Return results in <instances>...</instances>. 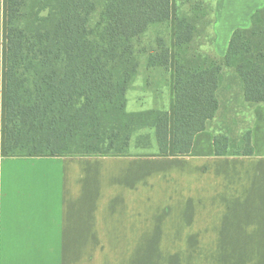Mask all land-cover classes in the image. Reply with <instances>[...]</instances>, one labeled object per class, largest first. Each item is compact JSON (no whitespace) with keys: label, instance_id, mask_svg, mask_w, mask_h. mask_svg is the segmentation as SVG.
<instances>
[{"label":"trees","instance_id":"16d2710c","mask_svg":"<svg viewBox=\"0 0 264 264\" xmlns=\"http://www.w3.org/2000/svg\"><path fill=\"white\" fill-rule=\"evenodd\" d=\"M214 11L204 0L178 1L174 155H188L193 137L208 129L224 68L240 80L245 103L264 104V8L232 33L223 58L192 47ZM169 19L170 0H6L5 154H168V112L157 100L167 86ZM138 76L153 107L132 112L128 94ZM213 150L251 156L250 129L237 142L214 134Z\"/></svg>","mask_w":264,"mask_h":264},{"label":"crops","instance_id":"0c3cea01","mask_svg":"<svg viewBox=\"0 0 264 264\" xmlns=\"http://www.w3.org/2000/svg\"><path fill=\"white\" fill-rule=\"evenodd\" d=\"M178 1L170 0L167 86L157 100L168 112V154L6 155L0 94V264H264V104L252 109L251 156L215 157L208 129L188 155L172 152ZM204 1L215 10L209 51L218 58L264 8ZM142 83L138 76L134 87ZM152 107L153 99L133 111Z\"/></svg>","mask_w":264,"mask_h":264},{"label":"rangeland","instance_id":"374dc122","mask_svg":"<svg viewBox=\"0 0 264 264\" xmlns=\"http://www.w3.org/2000/svg\"><path fill=\"white\" fill-rule=\"evenodd\" d=\"M212 5V3H211ZM213 6V5H212ZM192 45L194 49L201 53L211 55L210 48L212 47L211 38L213 36L211 26L207 30L199 33ZM5 52V32H1V54ZM215 55V54H214ZM143 79V76H140ZM139 83V82H138ZM137 83V84H138ZM1 97L4 95L5 86V61L1 59ZM136 84V85H137ZM129 93L128 111H133L135 108L147 107L152 101V96L147 93H140L138 87H133ZM218 101V110L214 118L208 123V130L214 134H222L228 137L229 140L237 142L250 129L253 120V106L247 104L243 100L242 84L235 75L234 71L228 68L222 70L221 80L216 92ZM4 102V101H3ZM130 155H149L157 156V154H130ZM109 157V156H104ZM155 164L148 163L149 168H153ZM157 165V164H156Z\"/></svg>","mask_w":264,"mask_h":264}]
</instances>
